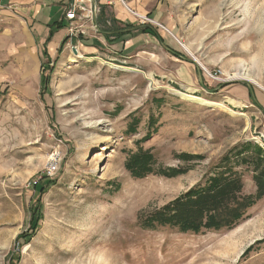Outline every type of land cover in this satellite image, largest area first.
<instances>
[{
	"label": "rangeland",
	"instance_id": "obj_1",
	"mask_svg": "<svg viewBox=\"0 0 264 264\" xmlns=\"http://www.w3.org/2000/svg\"><path fill=\"white\" fill-rule=\"evenodd\" d=\"M38 1L41 22L61 17L59 0ZM162 1L164 22L145 25L161 37L110 40L106 56L82 57L83 35L60 30L46 43L49 28L27 10L0 6V264H264V197L231 229L141 227L204 186L229 152L264 150L252 96L264 94V0ZM141 153L156 173L135 178L127 164ZM235 167L255 195L252 166Z\"/></svg>",
	"mask_w": 264,
	"mask_h": 264
},
{
	"label": "trees",
	"instance_id": "obj_2",
	"mask_svg": "<svg viewBox=\"0 0 264 264\" xmlns=\"http://www.w3.org/2000/svg\"><path fill=\"white\" fill-rule=\"evenodd\" d=\"M98 23L100 25V21ZM113 23L110 28L104 30L106 35L119 34ZM63 29L64 25L57 22L49 26L46 43L50 42L55 33ZM150 29L156 31L152 27ZM45 56H47L46 52ZM251 146V143L243 144L240 149L229 152L216 166L218 173L211 176L204 186L193 187L171 203L142 218L141 227L144 229L170 227L179 229L183 233L197 234L203 231L231 229L238 225L248 210L264 197V160L261 157L264 150L258 147L256 155L251 156L249 153ZM234 157L239 160L233 165ZM153 164L154 158L150 154L141 153L127 164V168L133 177L143 178L156 173ZM237 165L252 166L256 173L255 195L243 194L242 175L235 171ZM173 173L177 172L168 175L172 176ZM19 259V256L16 260L12 256L9 264H17Z\"/></svg>",
	"mask_w": 264,
	"mask_h": 264
},
{
	"label": "crops",
	"instance_id": "obj_3",
	"mask_svg": "<svg viewBox=\"0 0 264 264\" xmlns=\"http://www.w3.org/2000/svg\"><path fill=\"white\" fill-rule=\"evenodd\" d=\"M71 2L72 0H59V4H61L60 6L62 7H58V9H61V11L63 12L61 17L54 21L49 17V19L45 22L40 21L44 5H42L38 0H0V6L6 5L15 9H20L21 11L27 10V13L29 12L31 15V18L33 20L32 22H35L34 26L37 22H39L43 25L44 28L47 29L49 28V26H52L56 22L62 23L63 19L65 22H67L65 18L67 7L65 5H67V3L70 4ZM96 2L99 7V14L97 20L95 21L97 32L92 31L89 24L85 25V31L87 32V35L84 36L83 39L78 40L79 44L76 46L80 53L79 56H93L96 54H103L104 56H106L105 47L110 40H117L122 38L127 42L125 43V46L129 47L134 46V43L142 38L144 39V37L146 36L149 38L151 35L161 37L156 33V31L150 29L152 26L136 25L135 22L139 20L138 18L134 17L135 14H133V12L140 15L150 16L155 20L164 22V3L162 0H98ZM99 21L100 25L98 23ZM112 23L115 24L116 28L119 31L118 35L109 36L105 34L104 30L110 28L112 26ZM46 29L45 31H43V33L46 32ZM66 29L67 28H64L62 31H66ZM133 33H137L136 37L134 38L131 37V34ZM42 36L46 37V39L48 38L45 33ZM110 52L114 53L113 50H110ZM95 58L104 62V59L101 57ZM241 93L243 94V96L247 95V93L244 91H241L240 95H242ZM243 96L241 97L242 102H246L244 100L245 97ZM247 96L249 97V95ZM252 96H254L253 100L256 106L258 108H262L264 112V94L255 91L254 95L252 94Z\"/></svg>",
	"mask_w": 264,
	"mask_h": 264
},
{
	"label": "built area",
	"instance_id": "obj_4",
	"mask_svg": "<svg viewBox=\"0 0 264 264\" xmlns=\"http://www.w3.org/2000/svg\"><path fill=\"white\" fill-rule=\"evenodd\" d=\"M98 14L99 7L96 0H72V2L68 5L65 14V18L67 22H69V25L67 27V33L69 34V36L71 38L79 37L81 35L86 36V24L90 25L92 31L97 32L95 21L97 20ZM134 14L143 25L156 23L148 16L139 15L137 13ZM74 49L77 50V54H74V56L79 57L80 53L77 47H74ZM260 139L261 143L264 145V137L263 139ZM57 163L58 162L55 158L52 159V162L49 164L48 170L46 172L48 177H52L58 172L59 165Z\"/></svg>",
	"mask_w": 264,
	"mask_h": 264
},
{
	"label": "bare ground",
	"instance_id": "obj_5",
	"mask_svg": "<svg viewBox=\"0 0 264 264\" xmlns=\"http://www.w3.org/2000/svg\"><path fill=\"white\" fill-rule=\"evenodd\" d=\"M79 57H82L81 55ZM88 62H91L94 60V58H85ZM112 67H115V68H123V67H118L117 65H114V64H111ZM151 76V75H150ZM235 78H246V76L244 75H241V74H237L235 76ZM248 79V78H247ZM150 80H151V77H150ZM151 82H153L151 80ZM154 83H152L153 85ZM158 85V84H157ZM163 87V86H162ZM156 88H161L160 86L159 87H156ZM169 89L171 91H173L174 93H176L177 95L187 99V100H190V101H195V102H198V103H201L203 105H206V106H210V107H221V108H228L224 103L222 102H214V101H207L205 99H202L196 95H194L195 91L193 89H186V92H181V91H178V90H174V89H171L169 87ZM229 103L234 106V107H237L239 104L238 102H236L235 100H230ZM230 110V109H229ZM231 113L233 114H238V115H243L241 113H237V112H234L232 110H230ZM255 140H258L259 141V138L258 137H255Z\"/></svg>",
	"mask_w": 264,
	"mask_h": 264
},
{
	"label": "water",
	"instance_id": "obj_6",
	"mask_svg": "<svg viewBox=\"0 0 264 264\" xmlns=\"http://www.w3.org/2000/svg\"><path fill=\"white\" fill-rule=\"evenodd\" d=\"M74 53L77 54V50L74 49Z\"/></svg>",
	"mask_w": 264,
	"mask_h": 264
}]
</instances>
